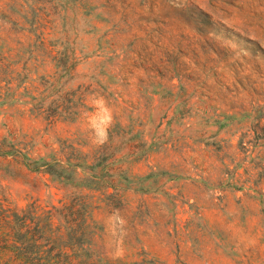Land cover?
<instances>
[{"label": "rangeland", "instance_id": "rangeland-1", "mask_svg": "<svg viewBox=\"0 0 264 264\" xmlns=\"http://www.w3.org/2000/svg\"><path fill=\"white\" fill-rule=\"evenodd\" d=\"M0 187L96 264H264V0H0Z\"/></svg>", "mask_w": 264, "mask_h": 264}, {"label": "trees", "instance_id": "trees-1", "mask_svg": "<svg viewBox=\"0 0 264 264\" xmlns=\"http://www.w3.org/2000/svg\"><path fill=\"white\" fill-rule=\"evenodd\" d=\"M69 162L72 166V159ZM55 163L62 162L58 159ZM50 173L63 188L70 182L67 176ZM0 196V264H96L93 258L99 227L84 196L67 193L59 206L52 204L48 210L36 203L27 209L12 207L2 187ZM43 247H49L51 255L57 252L54 260L44 259L39 252Z\"/></svg>", "mask_w": 264, "mask_h": 264}]
</instances>
